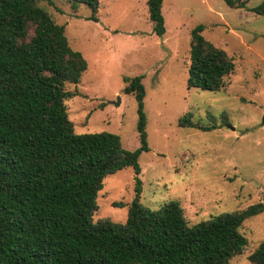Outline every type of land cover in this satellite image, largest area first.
I'll list each match as a JSON object with an SVG mask.
<instances>
[{
    "label": "trees",
    "instance_id": "obj_1",
    "mask_svg": "<svg viewBox=\"0 0 264 264\" xmlns=\"http://www.w3.org/2000/svg\"><path fill=\"white\" fill-rule=\"evenodd\" d=\"M52 0H0V264H231L248 244L245 220L262 203L189 223L177 201L158 209L142 204L139 157L149 150L143 75L125 77L137 101L140 145L123 146L121 136L78 133L66 101L88 68L68 41L66 27L39 4ZM92 8L100 0H64ZM164 0H148L153 31L166 33ZM242 8L246 0H225ZM264 15V0L253 9ZM204 25L191 31L188 85L220 90L235 62L207 40ZM184 114L179 125L203 131L217 127ZM126 167L135 172V197L124 222L94 220L105 178ZM115 206H124L115 202ZM264 264V241L250 254Z\"/></svg>",
    "mask_w": 264,
    "mask_h": 264
},
{
    "label": "rangeland",
    "instance_id": "obj_2",
    "mask_svg": "<svg viewBox=\"0 0 264 264\" xmlns=\"http://www.w3.org/2000/svg\"><path fill=\"white\" fill-rule=\"evenodd\" d=\"M147 1L100 0L98 21L87 4L39 2L65 25L70 46L88 62L80 82L67 86L78 93L66 101L75 131L114 132L126 149L138 148L137 101L125 92L124 79L143 75L149 150L139 157L142 204L158 209L177 201L192 224L264 205V15L253 11L263 0H246L242 8L225 0H164L162 38L153 31ZM199 24L235 62L220 90L188 85L191 31ZM188 112L217 127L180 126ZM135 186L132 167L108 175L94 220L124 222ZM240 231L248 244L231 264H252L250 254L264 241V211Z\"/></svg>",
    "mask_w": 264,
    "mask_h": 264
},
{
    "label": "water",
    "instance_id": "obj_3",
    "mask_svg": "<svg viewBox=\"0 0 264 264\" xmlns=\"http://www.w3.org/2000/svg\"><path fill=\"white\" fill-rule=\"evenodd\" d=\"M119 101H120V98H118L117 102H119ZM263 123H264V117H263Z\"/></svg>",
    "mask_w": 264,
    "mask_h": 264
}]
</instances>
